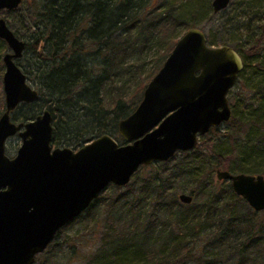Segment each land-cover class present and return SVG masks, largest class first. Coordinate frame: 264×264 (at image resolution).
<instances>
[{"label":"trees","instance_id":"obj_1","mask_svg":"<svg viewBox=\"0 0 264 264\" xmlns=\"http://www.w3.org/2000/svg\"><path fill=\"white\" fill-rule=\"evenodd\" d=\"M153 1L23 0L20 7L26 3L34 34L30 43L25 42L18 65L28 81H35L39 100L20 106L29 110L19 118V123L25 124L50 111L54 120V147L64 145L77 149L103 135L124 145L118 133L119 122L129 117L142 99L129 105L122 100L127 85L123 79L142 78L145 54L152 44L168 45L151 72L150 82L181 35L198 26L188 19L184 4L206 0H163L157 6H153ZM209 11L212 16L216 15L211 5ZM254 24L253 30L252 24L246 33L247 42L238 46L232 44L238 42L237 35H230L220 44L208 39L211 47H232L244 63L235 85L236 90L242 91L229 93L233 117L228 124L233 133L221 136H228L232 141L244 140L238 147V151L242 149L240 157L231 159L213 151L208 153L218 160L219 170L260 175L264 174V19ZM255 29L260 32L257 38L252 34ZM0 42L4 43L1 39ZM5 49L3 46L0 50V65ZM27 58H30L29 69ZM146 87L143 86V91ZM108 88H113L115 96L120 98L113 108L106 106L103 99ZM1 105L0 116L5 111L4 104ZM17 119L15 115L14 121ZM211 133L216 135L219 131L213 129ZM61 134L68 138L63 140ZM202 147L198 145L191 152L178 153L167 163L142 167L137 172L133 177L136 189L131 185L132 180L125 192L111 203L109 213L114 222H107L109 226L101 239V247L88 264H213V260L197 256L198 226L210 225L214 233L225 226L222 236L219 235L221 242L240 230L252 228L251 219L235 217L236 208L231 209L233 214L230 212V206L237 202L251 211L247 203L230 185L219 189L222 182L210 181L213 170L206 173L205 169L195 166L205 149ZM142 170L147 171V177L139 180ZM183 184H191V195L197 204L183 205L177 199L175 192L185 189ZM226 212L232 219L225 223ZM240 218L244 222L241 219L237 225Z\"/></svg>","mask_w":264,"mask_h":264},{"label":"water","instance_id":"obj_2","mask_svg":"<svg viewBox=\"0 0 264 264\" xmlns=\"http://www.w3.org/2000/svg\"><path fill=\"white\" fill-rule=\"evenodd\" d=\"M23 0H0V12L17 10ZM231 0H214L219 14ZM0 39L9 49L3 57L5 111L0 117V264H35L55 241L110 186L125 188L142 167L167 163L178 153L196 149L200 138L232 120L228 98L244 69L230 46L211 47L205 33L193 28L176 43L161 70L148 84L137 109L119 122L120 145L103 135L78 151L53 148V117L44 111L16 124L12 113L39 100L37 90L16 61L26 44L0 19ZM19 136L14 158L6 144ZM251 209L264 211V177L217 171ZM190 205L193 198L181 195Z\"/></svg>","mask_w":264,"mask_h":264},{"label":"rangeland","instance_id":"obj_3","mask_svg":"<svg viewBox=\"0 0 264 264\" xmlns=\"http://www.w3.org/2000/svg\"><path fill=\"white\" fill-rule=\"evenodd\" d=\"M162 1L163 0H154L153 6L159 5ZM213 1L214 0H206L204 2L200 1L191 4H184L185 14L188 15V19L198 24L197 28L205 33L207 41L210 38L215 43L218 42V44H220L221 41L227 40L230 35L232 37L237 35L239 36L238 42H231L232 44L238 46L241 43H246V33L247 31H249L250 26L253 24L251 26V29L253 30V27L255 25L254 22L256 20H259L260 18L264 19V0H231L230 6L226 10H224V12L222 11L221 13L216 14L215 16H212L209 11V5H211L212 7ZM25 5L26 3L23 4L22 7H19L17 10L14 11H1L0 19H4L9 28L15 33V35H18L22 41L30 43L31 36L34 34V29L32 27L33 24H31L32 21L29 18L30 16H28L29 14L27 12V6ZM252 34L255 38H257L260 32L259 30L255 29L254 31H252ZM4 43L0 42V50L3 46H6L2 57H4L7 52H9L7 44L5 43L4 45ZM151 47L152 48H150L145 54V64L140 74L142 78L138 79L139 76H136L140 85H138V82L136 81L137 79L134 80L135 77L133 76L123 79L125 80L127 85L125 92H122V100L128 105L137 103L143 98L145 90L143 91L142 88L143 86H148L147 84L152 81L151 80L149 82V77L152 74L151 72H153L157 63L162 59L168 45L152 44ZM218 47L223 46H216V48ZM28 60H30V58L25 59L27 69H29ZM22 65L23 64H21V66ZM4 73V63L1 62L0 107L2 106L1 104H4L5 106V94L3 91ZM28 82L32 88L37 90L35 81L30 80ZM121 84L122 83H119L118 85ZM235 87L231 91L232 93L242 91L241 89L236 90ZM112 89L113 88H108V91L104 93L103 97L105 105L109 108H113L115 101L118 102L120 100L119 97L115 96V93L112 91ZM17 109L11 115L12 120L16 124H21L19 123V118L25 115L29 109L21 107L18 110ZM15 115L18 116V119L16 121H14ZM218 131L219 133H217L216 135L210 132L208 136L206 135L202 137L203 141L199 140L198 145H202V148L205 149L202 150L201 155H199L197 159L198 163L195 164L197 168L205 169L206 173H209V171L213 170V173L210 177V181H213L214 184L221 183L217 179L219 162L208 152L213 151L220 156L229 157L231 159H237L238 157H240V150H242L240 149L238 151V147L244 144V140L241 139H239L238 141L236 139L235 141H232L227 138L228 136L221 137L227 133L232 132L230 124H223L218 128ZM63 136L61 137L63 140L68 138ZM21 145L22 140L18 135L10 138L6 144V155L9 158H14L17 155V152ZM236 147L237 150H234L233 148ZM53 148H69L74 151H78L82 147L74 149V147L72 146L63 145L60 147L53 146ZM207 148H209L210 150L207 151ZM222 171H228L233 175L243 174L233 172L231 170ZM146 172L147 171L143 170L139 172V180L141 177H147ZM260 175L264 177V174ZM134 180L133 182L131 181V185H134L135 190L137 183H135ZM220 185H222V187L219 189H222L223 187H227V185L231 186V183L229 181H223ZM183 187L185 189L178 190L175 192V196L178 200L183 194L192 197L190 189L191 184H183ZM125 190V188H122V190L116 191L112 187H109L107 191L104 192L98 198V203L95 205L94 208L91 209V211H86L85 213H83L78 219H76L69 226L65 227L64 230L57 235L52 245L43 254L38 256V259L36 260L35 264H88L94 254L101 247V239L104 233H106L107 228L109 226L107 222H114L112 220V215L109 213L111 211V203L117 198L119 194L124 193ZM170 195H173V193H170ZM192 202L193 204H197L195 200ZM230 207V212L232 210H235L236 208L237 214L235 215V217L243 216L246 219H251L253 221L252 228L250 230L245 229L242 232L240 230V232H237L234 237H228L226 242H221V237L219 235H221L220 233L222 232L225 226L219 230L216 229V233L213 232V229H210V225L203 224L202 226H198L197 234L199 235V242L197 243V245L199 246L197 249V256L201 259H205L206 257V259L210 260L211 262L213 260V264H220V262L222 264H264V211L257 213L253 209H251L249 205L248 207L251 211H248L246 209V206L242 202H237L236 205L233 204ZM231 214L233 213L231 212ZM231 214H229V212H226L224 214L225 223L226 221L232 219V217H230ZM241 219L242 218L238 220L237 225L241 224L239 223ZM242 221L244 222V219H242ZM226 236L229 235L227 234ZM239 239L240 243H238ZM251 239L253 240L252 242L250 241Z\"/></svg>","mask_w":264,"mask_h":264},{"label":"flooded vegetation","instance_id":"obj_4","mask_svg":"<svg viewBox=\"0 0 264 264\" xmlns=\"http://www.w3.org/2000/svg\"><path fill=\"white\" fill-rule=\"evenodd\" d=\"M17 65H18V60L16 61ZM19 66V65H18ZM20 67V66H19ZM22 70V69H21Z\"/></svg>","mask_w":264,"mask_h":264}]
</instances>
